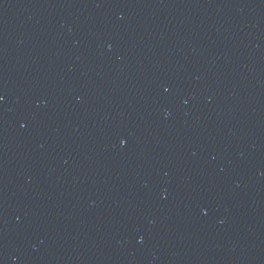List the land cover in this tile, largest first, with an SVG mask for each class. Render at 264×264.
Listing matches in <instances>:
<instances>
[{"label":"water","instance_id":"1","mask_svg":"<svg viewBox=\"0 0 264 264\" xmlns=\"http://www.w3.org/2000/svg\"><path fill=\"white\" fill-rule=\"evenodd\" d=\"M0 25L264 262V0H0Z\"/></svg>","mask_w":264,"mask_h":264}]
</instances>
